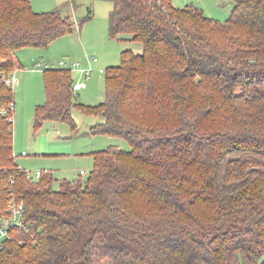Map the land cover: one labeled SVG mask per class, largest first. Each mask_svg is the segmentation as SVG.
I'll return each mask as SVG.
<instances>
[{"label":"trees","instance_id":"16d2710c","mask_svg":"<svg viewBox=\"0 0 264 264\" xmlns=\"http://www.w3.org/2000/svg\"><path fill=\"white\" fill-rule=\"evenodd\" d=\"M108 34L138 41L104 70V100L75 101L69 68L45 67L33 127L73 107L102 120L92 134L122 137L91 152L86 177L27 178L0 116V211L14 195L24 223L9 230L0 264H264V0H233L225 22L172 0H106ZM31 0H0V105L15 51L47 48L79 31Z\"/></svg>","mask_w":264,"mask_h":264},{"label":"rangeland","instance_id":"374dc122","mask_svg":"<svg viewBox=\"0 0 264 264\" xmlns=\"http://www.w3.org/2000/svg\"><path fill=\"white\" fill-rule=\"evenodd\" d=\"M173 5L184 7L193 5L203 13L220 22H225L233 8V0H172ZM35 11L56 10L68 15L74 22L81 21L89 10L92 17L82 24L80 31L62 35L54 39L47 48L25 47L15 51L20 67L13 72L17 82L13 85V153L15 161L29 175L36 170L50 171L54 177L53 187L57 189L63 178L86 177L93 166L91 152L116 146L130 150L128 141L122 137L92 134L89 128L101 121L99 116L81 112L76 107L71 110L75 127L63 121H45L39 129L33 127L34 110L45 102L43 70L45 67L59 68V62L70 67L77 62L78 67H70L74 82L84 86L75 91V101L84 106L96 105L104 100L105 74L120 62V52L129 48L135 53L142 52L138 41H124L108 34V12L112 4L106 0H31ZM94 56L97 62L90 63ZM15 60V59H14ZM37 65H39L37 67ZM90 68L88 77L80 69ZM59 131V132H57ZM83 169L84 173H80Z\"/></svg>","mask_w":264,"mask_h":264},{"label":"built area","instance_id":"2783aa9c","mask_svg":"<svg viewBox=\"0 0 264 264\" xmlns=\"http://www.w3.org/2000/svg\"><path fill=\"white\" fill-rule=\"evenodd\" d=\"M97 58L92 56L89 59L90 63H95ZM70 67L76 68L79 66L77 62H72ZM39 65H37L38 67ZM53 67V66H51ZM59 67L62 68H70L66 62H59ZM18 69V66L14 69V71ZM13 71V72H14ZM90 68L80 69V72L85 76L88 77V72ZM99 72L104 73L103 68L98 69ZM13 72L3 78L4 83L7 86L13 88V85L17 82L16 78L13 75ZM84 86L83 82H72V90L75 92L80 90ZM13 111H14V102H10L7 105L1 106L0 105V116H6L8 121L13 124ZM44 170H36L34 174L31 176L26 172L27 178H39ZM80 173H84L83 170H80ZM24 223V205L23 202L17 199L14 195L11 196L10 200L8 201V205L6 206L5 210L0 211V248L2 247L4 241L9 237V230L13 227L22 226Z\"/></svg>","mask_w":264,"mask_h":264},{"label":"crops","instance_id":"0c3cea01","mask_svg":"<svg viewBox=\"0 0 264 264\" xmlns=\"http://www.w3.org/2000/svg\"><path fill=\"white\" fill-rule=\"evenodd\" d=\"M32 5V4H31ZM80 31V30H79ZM15 60H16V58H15ZM97 62V61H96ZM19 63V62H18ZM20 67V64L18 65V68ZM99 72V71H98ZM100 74H103V73H101V72H99ZM95 124V123H94ZM92 126V125H91ZM57 132H59V131H57ZM80 170H83V169H80ZM79 170V171H80Z\"/></svg>","mask_w":264,"mask_h":264}]
</instances>
